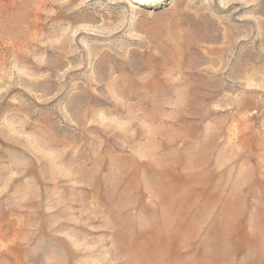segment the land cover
Here are the masks:
<instances>
[{
    "label": "rangeland",
    "instance_id": "rangeland-1",
    "mask_svg": "<svg viewBox=\"0 0 264 264\" xmlns=\"http://www.w3.org/2000/svg\"><path fill=\"white\" fill-rule=\"evenodd\" d=\"M0 264H264V0H0Z\"/></svg>",
    "mask_w": 264,
    "mask_h": 264
}]
</instances>
